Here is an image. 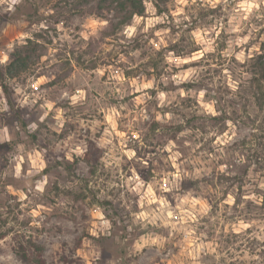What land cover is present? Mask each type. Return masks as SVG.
Masks as SVG:
<instances>
[{
  "label": "clouds",
  "instance_id": "1",
  "mask_svg": "<svg viewBox=\"0 0 264 264\" xmlns=\"http://www.w3.org/2000/svg\"><path fill=\"white\" fill-rule=\"evenodd\" d=\"M0 264H264V0H0Z\"/></svg>",
  "mask_w": 264,
  "mask_h": 264
}]
</instances>
